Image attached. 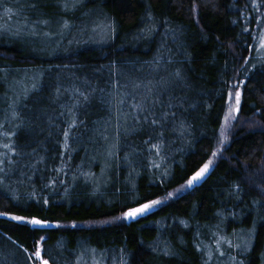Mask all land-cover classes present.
Here are the masks:
<instances>
[{"label": "trees", "instance_id": "trees-1", "mask_svg": "<svg viewBox=\"0 0 264 264\" xmlns=\"http://www.w3.org/2000/svg\"><path fill=\"white\" fill-rule=\"evenodd\" d=\"M263 19L264 0H0V264H264Z\"/></svg>", "mask_w": 264, "mask_h": 264}, {"label": "snow or ice", "instance_id": "snow-or-ice-1", "mask_svg": "<svg viewBox=\"0 0 264 264\" xmlns=\"http://www.w3.org/2000/svg\"><path fill=\"white\" fill-rule=\"evenodd\" d=\"M72 2V6L75 7L78 3H79V0H71ZM65 8L68 7V3L65 2L64 5H63ZM45 23H47L45 21ZM65 27H67V24L65 23ZM262 46H264V41H262ZM175 75L177 77H179L180 73L179 72H176ZM141 85L137 84L136 87H140ZM145 88H147V91L149 93L152 92V87H150L149 85H144ZM81 95H83V93H81ZM227 97H228V100L231 101L233 98L235 99V105L232 106L231 104H229V107H228V111L227 113L225 114L224 116V125L222 126L221 128V131H220V144H224L228 137L226 135L227 133V129L228 127L230 126L229 122L230 120H234L237 118V115L239 114L240 112V102H241V92L240 91H234V92H228L227 93ZM84 99L86 100L87 97L85 96ZM136 107H139L140 108V111L143 113L145 112V108L143 105H136ZM16 113L13 114V118L15 119L16 118ZM168 114H165V116L163 117H160V119H164L166 118ZM172 116H175V113H171ZM139 119V118H137ZM143 119L147 122L148 121V116L145 115L143 117ZM151 124L153 125H156L158 123V120L157 119H152L151 121ZM76 125V121L73 120L71 122V124L69 125V128L67 130H64L63 131V137H64V141H65V144H64V147L67 148L68 147V139H69V135H70V130L71 128L75 127ZM183 125H181L182 127ZM17 127H19V125H17ZM3 128V125H0V129ZM12 135H15V132H12V133H9L7 131H2L0 132V136H5V137H10ZM161 136L163 135V133L160 134ZM145 143H149V141H145ZM3 147L5 149H8L10 152H13L15 151V148L13 145L11 144H8V143H5L3 145ZM153 148H157L159 149V145H153ZM218 155V152H213L212 153V156L215 157ZM4 156L6 157L7 156V153L4 154ZM4 163V158H0V165H2ZM213 164V160L209 159L206 163H204L200 168L199 170H197L194 175L191 176L190 179L187 180V186L188 187H191L193 186V184L197 181H199L200 179H202L206 173H208L210 167L212 166ZM2 170V169H0ZM238 187V186H237ZM173 195L172 193H169V196ZM47 201H45L46 203ZM162 201L161 200H151L147 203H142V204H139V206L137 207H129L127 208V210L123 211L122 212V216L121 217H117L116 219H135L147 212H149L154 206L156 205H159L161 204ZM0 215H7V213H0ZM12 220L14 221H19V222H27L31 225H36V226H46L49 222L46 221V220H41V219H38V218H31L30 220L27 219L26 217H23V216H11L10 217ZM105 223H107V221H105ZM57 227H59V225H57ZM43 239V238H41ZM237 247H239L237 245ZM155 250V249H153ZM25 252H27V249L24 250ZM165 254L167 255L168 252L165 251ZM33 255L37 258H41V264H49V261L46 260V259H42V250L39 246H37L36 248V251L33 253ZM29 259H31V257H29ZM123 264V262H122Z\"/></svg>", "mask_w": 264, "mask_h": 264}, {"label": "rangeland", "instance_id": "rangeland-1", "mask_svg": "<svg viewBox=\"0 0 264 264\" xmlns=\"http://www.w3.org/2000/svg\"><path fill=\"white\" fill-rule=\"evenodd\" d=\"M88 20H89V23L87 27H84L85 31H87L88 36L95 37L98 40H102V38H104L103 33L105 32V28H103L98 22L93 23L94 19L91 16L89 17V19L87 18V21ZM262 41H264V19L259 29V35H258V41H257V51L264 53V46H262ZM233 102L235 104L234 98H233Z\"/></svg>", "mask_w": 264, "mask_h": 264}, {"label": "water", "instance_id": "water-1", "mask_svg": "<svg viewBox=\"0 0 264 264\" xmlns=\"http://www.w3.org/2000/svg\"><path fill=\"white\" fill-rule=\"evenodd\" d=\"M40 260V264H41V258H38Z\"/></svg>", "mask_w": 264, "mask_h": 264}]
</instances>
